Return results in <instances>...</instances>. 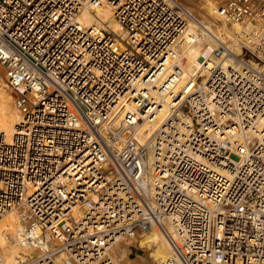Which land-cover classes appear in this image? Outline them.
<instances>
[{
    "label": "built area",
    "instance_id": "2783aa9c",
    "mask_svg": "<svg viewBox=\"0 0 264 264\" xmlns=\"http://www.w3.org/2000/svg\"><path fill=\"white\" fill-rule=\"evenodd\" d=\"M104 7L121 36L81 23ZM216 11L255 47L234 54L180 0H0L17 264H118L116 242L151 229L163 264H264V5Z\"/></svg>",
    "mask_w": 264,
    "mask_h": 264
},
{
    "label": "bare ground",
    "instance_id": "6f19581e",
    "mask_svg": "<svg viewBox=\"0 0 264 264\" xmlns=\"http://www.w3.org/2000/svg\"><path fill=\"white\" fill-rule=\"evenodd\" d=\"M200 2L201 3H199L198 5L188 4L186 5V7L190 12L200 15L202 18V23L212 32V34L217 39H219L222 43L229 47L234 54H238L241 52V45H245L247 47H255L257 41H249L245 39L243 34L241 33V29H245L246 31H249L251 29V26L248 24V22H246L243 26L241 24H234L232 27H229L225 22H220L221 17L217 15L216 11V4H218L217 1L214 2L211 0H200ZM200 9L204 11V13H201ZM79 19L85 26H102L114 32L117 36L122 35L121 27L113 18L110 9L106 7L96 10L95 13L86 11L80 16ZM209 44H214V42L210 41ZM204 49L205 48H202L200 46H193L188 49V56L193 60ZM2 68L3 66L0 65V69ZM9 90H11V88L0 77V132L6 135L7 141L10 140L15 125L20 118L19 113L17 112L11 100L12 98L10 96ZM164 116L165 112H162L158 117V122H160L164 118ZM21 229L22 222L19 213L16 211H11L0 219V253L2 254L6 264H17V258L22 253H25L27 251L25 247L17 242V235ZM151 234L161 235L155 229H151L140 233L132 240L116 242L111 252L112 257L117 261L118 264H128L129 261L127 262L125 257L126 254L131 252L129 249L130 246L133 245L137 249L136 244L139 243V245L146 251L145 255L148 258L146 259L141 257V262L136 260L137 264H147L148 262L153 264H156L158 262L159 264L165 263L172 256V251L168 243H164L167 251H164L165 255H163V257L158 260V258L155 257L157 255V241L155 242L154 240H152V237L149 236ZM9 236L13 237L12 245L8 244ZM127 251L129 252L127 253ZM136 256H134V259L136 258ZM154 258L156 260H154Z\"/></svg>",
    "mask_w": 264,
    "mask_h": 264
},
{
    "label": "rangeland",
    "instance_id": "374dc122",
    "mask_svg": "<svg viewBox=\"0 0 264 264\" xmlns=\"http://www.w3.org/2000/svg\"><path fill=\"white\" fill-rule=\"evenodd\" d=\"M183 4H185V5H198L199 3H201L200 2V0H180ZM202 1V0H201ZM203 1H206V0H203ZM211 1H217V3L218 4H216V7H217V5H219V4H221V3H223L224 1H226V0H211ZM262 1V4L264 5V0H261ZM201 10V9H200ZM201 13H204V11H200ZM0 77L3 79V81H5V83L7 84V71H6V69L3 67L2 69H0ZM4 77V78H3ZM9 92H10V96H11V100H12V102H13V100H14V97H15V95H14V92L12 91V90H9ZM12 94V95H11ZM14 96V97H13ZM149 236H151L152 237V240H154L155 242H156V258H158V260H160L162 257H163V255H165V253H164V251H167V248L164 246L165 244L164 243H166V241H165V239L162 237V235H159V234H151V235H149ZM160 236V237H159ZM10 237V236H9ZM8 237V244L9 245H12V243H13V237H10L9 238ZM154 238V239H153ZM137 245V249L135 248V246H130V253H128L129 251H127V253L128 254H126V261L128 262V264H137V261H139V262H141V260H142V258H148V257H146V251L144 250V248H142L140 245H139V243H137L136 244ZM142 254H144V255H142ZM137 255V256H136ZM138 255H139V257H138ZM128 256V257H127ZM134 256H136V258L134 259ZM142 257V258H141ZM141 259V260H140ZM137 260V261H136ZM154 260H156L155 258H154ZM138 262V263H139ZM139 264H141V263H139ZM147 264H153V263H150V262H148ZM155 264V263H154ZM156 264H159V262L158 263H156Z\"/></svg>",
    "mask_w": 264,
    "mask_h": 264
}]
</instances>
